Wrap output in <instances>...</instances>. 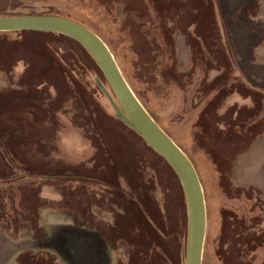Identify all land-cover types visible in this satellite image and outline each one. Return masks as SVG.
Instances as JSON below:
<instances>
[{"label":"rangeland","instance_id":"rangeland-1","mask_svg":"<svg viewBox=\"0 0 264 264\" xmlns=\"http://www.w3.org/2000/svg\"><path fill=\"white\" fill-rule=\"evenodd\" d=\"M37 14L98 34L193 163L202 264H264V0H0V16ZM188 232L180 180L93 56L59 33L0 31V240L22 247L7 264H67L54 238L98 247L90 234L117 264H186Z\"/></svg>","mask_w":264,"mask_h":264},{"label":"water","instance_id":"water-1","mask_svg":"<svg viewBox=\"0 0 264 264\" xmlns=\"http://www.w3.org/2000/svg\"><path fill=\"white\" fill-rule=\"evenodd\" d=\"M29 30L55 32L68 36L80 43L93 56L134 129L148 146L168 163L180 180L188 209L189 232L186 264H202L207 214L198 173L188 156L158 125L138 99L106 43L93 30L67 17L48 14L0 16V31L2 32ZM53 243L57 245L55 241ZM60 243L69 256L71 264H88L98 254V249L95 246L91 248L89 244L82 242L80 235L68 236ZM19 245L0 240V264L21 250L22 247L20 248Z\"/></svg>","mask_w":264,"mask_h":264},{"label":"flooded vegetation","instance_id":"flooded-vegetation-1","mask_svg":"<svg viewBox=\"0 0 264 264\" xmlns=\"http://www.w3.org/2000/svg\"><path fill=\"white\" fill-rule=\"evenodd\" d=\"M67 226L68 227H76V228L81 227V225H78L75 222H73V223L63 222V224L60 227H57V229L60 230L61 227H67ZM61 237H63V236L61 235ZM61 237L54 238L56 243H57V245H58V247H55L56 251L55 250L54 251L56 253L55 252L54 253L57 255L56 257H57L58 260L64 261V263H67V264L68 263L71 264V262L68 259L69 256L66 254V252L64 250V247H61V243L60 242L65 240L64 238L62 239ZM88 238H89V241H90L89 243L91 245H93L94 242H96L97 245H98V247H96L98 249V255H97L98 257L95 260L94 264H117V263L114 262L115 258L110 253V251H109L110 249H108L107 246H106L107 242H105V241L103 242L102 240L99 241L98 239L96 240V239H94V236L91 235V234H90V237H88ZM98 238L100 239L102 237H98Z\"/></svg>","mask_w":264,"mask_h":264},{"label":"crops","instance_id":"crops-1","mask_svg":"<svg viewBox=\"0 0 264 264\" xmlns=\"http://www.w3.org/2000/svg\"><path fill=\"white\" fill-rule=\"evenodd\" d=\"M98 255V254H97ZM13 256H15L14 254L12 255V257ZM12 257H10L9 259H7L6 261H4L3 263H1V264H7L9 261H10V259H12ZM97 257L98 256H96V258H93V260L92 261H90V262H88V264H94V262H95V260L97 259Z\"/></svg>","mask_w":264,"mask_h":264},{"label":"trees","instance_id":"trees-1","mask_svg":"<svg viewBox=\"0 0 264 264\" xmlns=\"http://www.w3.org/2000/svg\"><path fill=\"white\" fill-rule=\"evenodd\" d=\"M65 16V15H64ZM65 17H67V16H65ZM69 17V16H68ZM76 21H78V22H80V23H82L83 25H85V26H87L88 28H90L86 23H84L83 21H80V20H77V19H75ZM91 29V28H90ZM92 30V29H91Z\"/></svg>","mask_w":264,"mask_h":264}]
</instances>
